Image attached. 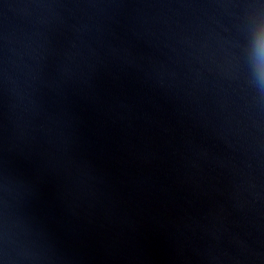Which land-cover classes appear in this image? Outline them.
Here are the masks:
<instances>
[{
	"label": "water",
	"instance_id": "95a60500",
	"mask_svg": "<svg viewBox=\"0 0 264 264\" xmlns=\"http://www.w3.org/2000/svg\"><path fill=\"white\" fill-rule=\"evenodd\" d=\"M0 264H264V0H0Z\"/></svg>",
	"mask_w": 264,
	"mask_h": 264
}]
</instances>
